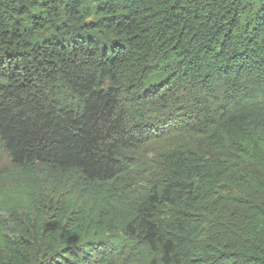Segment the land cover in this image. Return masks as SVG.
I'll return each mask as SVG.
<instances>
[{"label":"trees","instance_id":"trees-1","mask_svg":"<svg viewBox=\"0 0 264 264\" xmlns=\"http://www.w3.org/2000/svg\"><path fill=\"white\" fill-rule=\"evenodd\" d=\"M0 264H264V0H0Z\"/></svg>","mask_w":264,"mask_h":264},{"label":"rangeland","instance_id":"rangeland-1","mask_svg":"<svg viewBox=\"0 0 264 264\" xmlns=\"http://www.w3.org/2000/svg\"><path fill=\"white\" fill-rule=\"evenodd\" d=\"M11 167V162L9 158L4 154L0 152V170L7 169Z\"/></svg>","mask_w":264,"mask_h":264}]
</instances>
